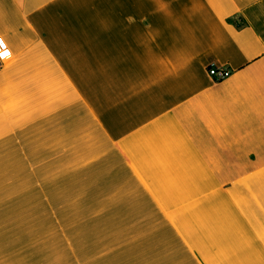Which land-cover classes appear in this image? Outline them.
<instances>
[{"label": "crops", "instance_id": "1", "mask_svg": "<svg viewBox=\"0 0 264 264\" xmlns=\"http://www.w3.org/2000/svg\"><path fill=\"white\" fill-rule=\"evenodd\" d=\"M0 44V264H264V0H0Z\"/></svg>", "mask_w": 264, "mask_h": 264}, {"label": "built area", "instance_id": "2", "mask_svg": "<svg viewBox=\"0 0 264 264\" xmlns=\"http://www.w3.org/2000/svg\"><path fill=\"white\" fill-rule=\"evenodd\" d=\"M10 53L9 49L6 48L4 45L0 44V54L3 53ZM9 56V55H7ZM7 56H2L0 55V65L2 64L3 60L6 59ZM209 74L213 76L217 80H221L231 74V70L226 69V68H216V67H211L209 69Z\"/></svg>", "mask_w": 264, "mask_h": 264}, {"label": "rangeland", "instance_id": "3", "mask_svg": "<svg viewBox=\"0 0 264 264\" xmlns=\"http://www.w3.org/2000/svg\"><path fill=\"white\" fill-rule=\"evenodd\" d=\"M86 248V244H85ZM62 260L63 264H69L72 263L73 257H72V250L70 247L67 246L66 241L62 244Z\"/></svg>", "mask_w": 264, "mask_h": 264}, {"label": "snow or ice", "instance_id": "4", "mask_svg": "<svg viewBox=\"0 0 264 264\" xmlns=\"http://www.w3.org/2000/svg\"><path fill=\"white\" fill-rule=\"evenodd\" d=\"M0 55H2V56H7V55H10V53L5 52V53L0 54Z\"/></svg>", "mask_w": 264, "mask_h": 264}]
</instances>
